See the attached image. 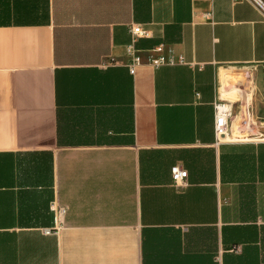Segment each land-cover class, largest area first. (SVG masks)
Segmentation results:
<instances>
[{
  "label": "crops",
  "instance_id": "obj_1",
  "mask_svg": "<svg viewBox=\"0 0 264 264\" xmlns=\"http://www.w3.org/2000/svg\"><path fill=\"white\" fill-rule=\"evenodd\" d=\"M262 70L254 0H0V264H264Z\"/></svg>",
  "mask_w": 264,
  "mask_h": 264
},
{
  "label": "built area",
  "instance_id": "obj_2",
  "mask_svg": "<svg viewBox=\"0 0 264 264\" xmlns=\"http://www.w3.org/2000/svg\"><path fill=\"white\" fill-rule=\"evenodd\" d=\"M259 8L264 12V0H254ZM209 13L206 14L208 16ZM131 43L126 48V53L129 56V70L134 74V67L140 61V57L135 54L134 43L140 37L148 36V31L141 27V25L136 24L129 28ZM156 50H160V47H156ZM173 60H165L163 57L155 58L152 62L154 65H159L163 63H172ZM233 105L229 100L218 99L213 103V132L215 133L216 139L219 141L221 136L227 135L229 132V123L232 118ZM171 180L176 186H184L186 184L187 171L181 168L179 165L172 166L171 170ZM64 210L60 208L59 216L63 217ZM49 229L45 230L48 232Z\"/></svg>",
  "mask_w": 264,
  "mask_h": 264
},
{
  "label": "rangeland",
  "instance_id": "obj_3",
  "mask_svg": "<svg viewBox=\"0 0 264 264\" xmlns=\"http://www.w3.org/2000/svg\"><path fill=\"white\" fill-rule=\"evenodd\" d=\"M252 69H255V68H252ZM240 71H248V72H251V68L249 69H233L230 73V76L232 78V81H230V83H227L231 86H233V84L236 82V80H241V77H236V72H240ZM250 74V73H249ZM261 75L263 76V80H262V85L263 86H260L258 89H255L254 90V87L252 88V84H251V78L249 79L250 81L249 82H245L243 81V87L247 88V91L250 92V93H253V90L254 91H257V94H259L262 98V95L264 94L263 91H262V88L264 87V70H262L261 72ZM238 87V86H237ZM253 89V90H252ZM252 90V91H250ZM242 90L239 89V87L234 91V94L233 96H227L226 98H228L232 105H233V108H236V113L237 110L238 111H243V110H246L248 112V109H246V105L241 103V92ZM249 94V93H248ZM249 100V99H247ZM252 102V101H251ZM254 102V101H253ZM248 106H252L251 104ZM253 106L255 107L254 103H253ZM260 106V108L258 107L257 109V115H254V117H250V123H251V126L255 128V131H262V133H264V107H261V105H258ZM233 112V111H232ZM251 113V112H250ZM233 115V114H232ZM241 123L240 121H237L236 124H234V127L232 128L233 130L236 129L235 126H238L237 127V130L239 132H241L243 135H239L240 138L242 139H246V140H250V139H258V138H263V136H259V135H256V133H244L243 131L240 130V126H241Z\"/></svg>",
  "mask_w": 264,
  "mask_h": 264
},
{
  "label": "bare ground",
  "instance_id": "obj_4",
  "mask_svg": "<svg viewBox=\"0 0 264 264\" xmlns=\"http://www.w3.org/2000/svg\"><path fill=\"white\" fill-rule=\"evenodd\" d=\"M228 135H229V133L225 136H221L220 139L223 140V139L227 138Z\"/></svg>",
  "mask_w": 264,
  "mask_h": 264
}]
</instances>
